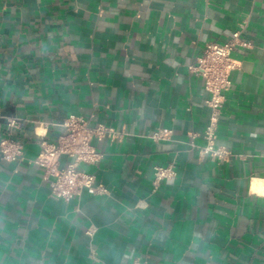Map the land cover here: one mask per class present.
<instances>
[{
  "label": "crops",
  "instance_id": "1",
  "mask_svg": "<svg viewBox=\"0 0 264 264\" xmlns=\"http://www.w3.org/2000/svg\"><path fill=\"white\" fill-rule=\"evenodd\" d=\"M242 25L218 127L232 155L215 160L199 151L212 111L189 67ZM70 115L121 136L95 141L104 157L86 167L107 193L66 203L30 160ZM10 132L25 160L0 159V264H264V0H0ZM169 165L177 176L154 184Z\"/></svg>",
  "mask_w": 264,
  "mask_h": 264
},
{
  "label": "built area",
  "instance_id": "2",
  "mask_svg": "<svg viewBox=\"0 0 264 264\" xmlns=\"http://www.w3.org/2000/svg\"><path fill=\"white\" fill-rule=\"evenodd\" d=\"M244 29L245 25H242L224 43L208 42L196 63L189 67L196 77L202 79L204 89L209 94L207 105L212 111L203 133L205 145L200 147L199 151L201 155L210 156L215 160H227L232 155L229 150L217 145L218 127L221 111L226 102V92L232 87V74L239 68V63L234 60L232 54L237 47L250 46L242 39ZM91 121V118L70 115L60 124L64 132L55 142L48 141L44 136L39 137L41 150L30 163L44 170L45 178L50 184L51 197L54 199L70 203L83 191L90 195L107 193L106 188L98 183L97 175L89 172L86 167H97L104 157L94 144L95 141L102 142L105 139L113 141L119 138L121 133L104 124L91 126ZM7 122L10 128L20 126L16 119L9 118ZM171 135V130L159 129L152 138L167 140ZM62 158L72 159V162L61 165ZM0 159L10 163H22L25 160L24 145L14 138L11 132L0 139ZM154 170V184L172 180L177 176L173 165L157 166Z\"/></svg>",
  "mask_w": 264,
  "mask_h": 264
}]
</instances>
